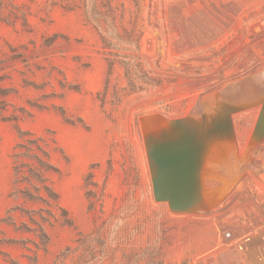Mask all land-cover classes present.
<instances>
[{"label":"rangeland","instance_id":"374dc122","mask_svg":"<svg viewBox=\"0 0 264 264\" xmlns=\"http://www.w3.org/2000/svg\"><path fill=\"white\" fill-rule=\"evenodd\" d=\"M111 3L160 89L130 95L121 66L109 76L84 0H0V264H264V139L249 147L264 109V0ZM208 108L234 136L207 163L217 202L176 213L155 198L147 144ZM19 128L56 143L55 185L74 224L51 229L35 263L12 243L33 236L3 221L16 205Z\"/></svg>","mask_w":264,"mask_h":264},{"label":"trees","instance_id":"16d2710c","mask_svg":"<svg viewBox=\"0 0 264 264\" xmlns=\"http://www.w3.org/2000/svg\"><path fill=\"white\" fill-rule=\"evenodd\" d=\"M104 7L106 11L98 6L97 0H84L86 18L99 29L102 43L107 50L109 76L116 65L121 66L127 83L126 90L130 95L141 94L149 89H160L162 81L144 68L141 38L133 41L130 35H127V39L120 36L111 0H107ZM3 110L5 109L0 111V117L6 119ZM18 139L12 153V197L16 205L9 210L3 221L17 233L33 236L12 243H20L23 248L33 252L35 256L29 259L35 263L40 251H48L52 241L50 230L57 225L72 227L74 224L61 203L55 185V178L61 175V169L54 159L58 149L56 143L21 128L18 129ZM17 216L23 220L18 222ZM12 263L18 264L14 261Z\"/></svg>","mask_w":264,"mask_h":264},{"label":"water","instance_id":"95a60500","mask_svg":"<svg viewBox=\"0 0 264 264\" xmlns=\"http://www.w3.org/2000/svg\"><path fill=\"white\" fill-rule=\"evenodd\" d=\"M264 139V109L252 132L249 147ZM234 145L233 128L218 110L206 109L194 119L168 120L147 144L155 198L176 213L207 211L217 202L208 186V160Z\"/></svg>","mask_w":264,"mask_h":264},{"label":"bare ground","instance_id":"6f19581e","mask_svg":"<svg viewBox=\"0 0 264 264\" xmlns=\"http://www.w3.org/2000/svg\"><path fill=\"white\" fill-rule=\"evenodd\" d=\"M218 155H219V151H216V153H215L214 156L216 157V156H218ZM213 158H214V157H213ZM206 175H208V172L206 173ZM205 179H207V177H206Z\"/></svg>","mask_w":264,"mask_h":264}]
</instances>
